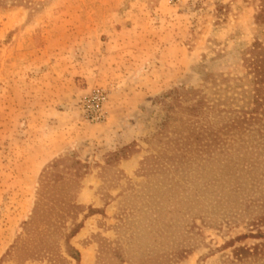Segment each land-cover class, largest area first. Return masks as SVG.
<instances>
[{"label": "rangeland", "instance_id": "obj_1", "mask_svg": "<svg viewBox=\"0 0 264 264\" xmlns=\"http://www.w3.org/2000/svg\"><path fill=\"white\" fill-rule=\"evenodd\" d=\"M261 10V0H6L0 264H76L65 238L79 224L69 243L80 264H120L115 251L123 264H264V235L249 236L264 213V139L224 130L242 105L228 89L242 56L264 41ZM31 226L49 254L21 247ZM239 247L253 254L237 261Z\"/></svg>", "mask_w": 264, "mask_h": 264}, {"label": "trees", "instance_id": "obj_2", "mask_svg": "<svg viewBox=\"0 0 264 264\" xmlns=\"http://www.w3.org/2000/svg\"><path fill=\"white\" fill-rule=\"evenodd\" d=\"M5 1L6 0H0V7L3 6ZM261 8L262 10L255 18L256 23L258 25H264V0H261ZM241 67L242 74L240 76H236V86H230L228 89L239 92L237 96L239 97L242 105L240 107H237V110H231V117L229 118V123H227L224 128V130L226 131L225 134L227 136L232 135L240 137L246 132L254 133L255 131L258 134L259 138L261 137L262 139H264V41L255 40L253 44L244 52L241 59ZM176 97L181 98L180 95H176ZM231 100L234 101V99ZM201 106L202 103L199 102L196 106L192 107L190 111L194 113V116L198 113L199 108ZM205 134H208V131L206 128H203L202 131H199L197 133V136L204 137ZM218 136H220V134H215V138ZM74 163L79 164V162ZM251 182L253 181L251 180ZM239 184L240 183H237L235 185L236 187L233 188V192L237 193L238 190L241 189V186ZM242 184L243 183H241V185ZM255 202L256 201L253 200L246 202L248 203L247 207L249 205H254ZM261 206H264V202H262ZM77 208V205L72 204V209L76 210ZM232 210H237V207H233ZM45 213L47 212L42 211L40 215H38V213L35 214L39 217H43ZM258 213L259 214L254 215L251 221H249V225L252 228L256 229L255 234L250 233L249 236L256 238H259L264 235V233H262L260 229V226L264 225V213ZM225 220L228 224V221L230 219L225 218ZM33 223L36 225V223H38L37 219H34ZM32 226L27 229L26 233L29 236V239H25L26 242L21 244V247L24 249L25 245L29 243H31L32 245L33 242H36L33 247L36 248L38 252L49 254L50 251L48 250V248H46V245L43 243L44 239L37 238V235H34ZM80 228V224L76 225V227L65 238L66 254L68 257L73 259L76 264H80V254L70 245L69 241L78 233ZM35 237L38 241H35ZM184 254L185 251L184 253H180L178 258L182 259L185 256ZM252 254V250H248L244 247L235 248L233 251V257L237 261H242L245 256ZM112 258L118 259V263L120 264L125 263V260L121 259V256H119V253L117 251H115V255Z\"/></svg>", "mask_w": 264, "mask_h": 264}, {"label": "built area", "instance_id": "obj_3", "mask_svg": "<svg viewBox=\"0 0 264 264\" xmlns=\"http://www.w3.org/2000/svg\"><path fill=\"white\" fill-rule=\"evenodd\" d=\"M99 110H100V109H99L98 104H97V105H96V111H97V116H98L97 118H98V119H102V116H103V115H102L101 112H98Z\"/></svg>", "mask_w": 264, "mask_h": 264}]
</instances>
